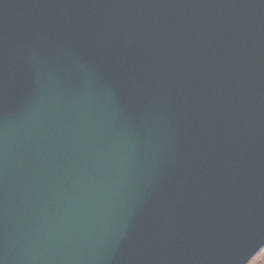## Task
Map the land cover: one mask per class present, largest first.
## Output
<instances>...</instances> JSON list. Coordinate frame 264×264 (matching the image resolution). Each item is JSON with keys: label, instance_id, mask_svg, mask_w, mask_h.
<instances>
[{"label": "water", "instance_id": "1", "mask_svg": "<svg viewBox=\"0 0 264 264\" xmlns=\"http://www.w3.org/2000/svg\"><path fill=\"white\" fill-rule=\"evenodd\" d=\"M263 248L264 0H0V264Z\"/></svg>", "mask_w": 264, "mask_h": 264}, {"label": "rangeland", "instance_id": "2", "mask_svg": "<svg viewBox=\"0 0 264 264\" xmlns=\"http://www.w3.org/2000/svg\"><path fill=\"white\" fill-rule=\"evenodd\" d=\"M248 264H264V248L260 250Z\"/></svg>", "mask_w": 264, "mask_h": 264}]
</instances>
